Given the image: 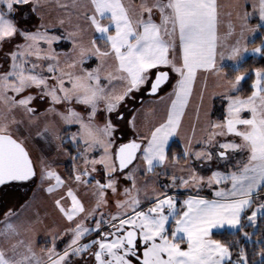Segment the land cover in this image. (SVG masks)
Here are the masks:
<instances>
[{"label": "snow or ice", "instance_id": "6c2138e0", "mask_svg": "<svg viewBox=\"0 0 264 264\" xmlns=\"http://www.w3.org/2000/svg\"><path fill=\"white\" fill-rule=\"evenodd\" d=\"M53 4L62 15L48 21L41 15L34 30L19 26L17 13L28 23L30 16ZM221 17L219 0H139L138 6L133 0H0V50L17 37L22 41L7 54L9 70L0 73V186L38 181L40 187L48 185L44 190L50 195L59 190L54 205L66 222L50 234V247L37 252L36 241L25 238L35 230V222L9 209L0 218V264H87L89 257L94 264H264V246L253 253L258 260L243 248L234 259L232 244L212 239L213 230L228 228L248 241L253 234L244 229H257L258 221L264 222V69L256 70L247 96L234 94L247 76L229 81L224 72L225 61L239 71L250 52L264 57V40L248 48L249 35L264 30V0H244L235 12L236 22L229 19L223 34ZM253 18L257 23L250 26ZM63 42L70 47L58 51L54 45ZM169 72L179 79L168 96L166 118L147 136L117 144L118 121L124 120L120 106L133 93L155 96ZM201 72L227 82V107L223 119H209L204 139L195 141L200 150L192 146L193 126L182 157L202 164L234 163L230 172L213 171L207 178L190 166L183 170L186 175H171L162 188L225 185L215 191L216 199L189 197L178 207L172 195L148 194L147 188L155 183L152 175H167L156 169L167 166L169 141L179 135ZM32 88L52 105L44 115L53 119L42 128L32 106L36 96L22 95ZM199 100L197 120L203 91ZM73 103L83 105L86 114ZM100 112L105 113L102 124L97 121ZM22 124L29 131L35 127L36 136L46 142L59 141L58 148L66 142L60 134L67 130L63 126H79L67 137L77 148L73 161L82 160L73 169L71 183L44 157L32 158L16 135ZM129 124L135 129L134 117ZM97 151L98 158L91 155ZM237 155L241 158L235 159ZM141 172L148 177L143 187L137 179ZM121 178L131 182L122 192ZM81 190L90 197L87 206ZM109 192L117 198L110 201ZM260 243L264 245V239Z\"/></svg>", "mask_w": 264, "mask_h": 264}, {"label": "rangeland", "instance_id": "374dc122", "mask_svg": "<svg viewBox=\"0 0 264 264\" xmlns=\"http://www.w3.org/2000/svg\"><path fill=\"white\" fill-rule=\"evenodd\" d=\"M133 2L138 6L139 0H133ZM221 5L222 13V25L220 27V33L223 34L227 30V24L229 19L235 21V12L240 9L241 5H244V0H219ZM247 6V5H245ZM249 11L251 7L247 6ZM229 12L233 13V16L230 18L227 14ZM27 15V13H25ZM43 15L44 20L48 21L54 19L57 16L62 15V12L53 4L46 6L41 10L40 13L32 15L29 18L28 23L23 22V18L17 13V20L20 21V27L27 30H34L40 24V16ZM154 19L159 23V15L155 14ZM255 24H250L254 26ZM239 31L238 22H237V32ZM259 32L255 35H249L248 42L252 40ZM98 36V34H97ZM235 39V37H233ZM15 43H22L19 37L13 43L6 44L2 50H0V73L7 72L9 70V60L8 53L13 50ZM98 43L103 44V41L98 40ZM55 47V45H54ZM70 45H68V48ZM67 48V49H68ZM249 50L255 47H248ZM66 48H61L59 45L57 47L58 51H65ZM248 56L252 55L251 52ZM34 59V58H33ZM95 63L90 61L89 64L92 67H95ZM224 67H232L233 62L225 61ZM167 70V69H163ZM225 72V71H224ZM256 72V71H255ZM153 77L156 73V70H152ZM179 79L178 75L173 72H169V80L164 84L157 95L148 96L146 91H141L133 93V98L126 100L121 106L120 111L124 114V120L118 121L119 128L115 133L116 143H122L129 138L139 139L142 136H147L150 133V130L154 126H158L166 118V112L170 106L168 96L173 91L174 85ZM233 79H228L229 81H234ZM256 79V77H255ZM255 79L253 83L255 82ZM252 83V84H253ZM68 86V85H66ZM242 84L240 85L241 90ZM38 89L32 88L28 92L23 93L22 95H28L31 93L36 96V99L32 101V106L36 108V116L38 117V125L42 128L44 123L53 119V116L49 114L47 117L44 115L45 110L48 109L51 105L49 98L41 99L37 94ZM203 91V106L199 111V120H197V106L200 103L199 94ZM228 91L227 82L220 80L217 76L211 73L201 72L198 74L197 80L193 84V94L190 97V103L185 108V115L183 117L182 128L179 132V135L174 136L169 141L170 144L175 142L181 148V155L175 153L173 157H180L178 161L170 159L167 162L166 168L157 167V173L167 172V175L160 174L158 176L152 175L151 179L155 181L154 185H149L147 188L148 194L167 192L169 195L175 197L178 201V207L182 202L189 197H199L212 200L216 199L215 191L221 187H224V184L221 185H212L208 186L206 183L202 186H190V187H171V188H162L161 185L170 183L169 177L171 175L182 176L186 175L183 171L186 168L195 169V171L207 178L212 174L213 171H220L221 173H227L232 170V163L225 164L223 162L213 161L210 164H202L200 161H195L194 159L185 160L182 157V153L187 146V140L192 135L193 126H195V139L193 140V148L195 150H200L202 145L196 144V140H203L206 133L205 128L208 124L209 119L212 121L222 120L225 115V110L227 107L226 101L224 99V94ZM235 95H240L241 92L234 93ZM74 109L82 114H86L87 109L83 105H78L73 103ZM59 111H64V105L55 106ZM206 113L210 115H206ZM247 117L248 113H243ZM105 113L100 112L97 114V121L101 124L103 123ZM135 118V129L129 124V121ZM17 118H21V114H17ZM112 119L115 121L116 117L113 115ZM57 123L59 121L57 120ZM78 125L63 126L67 130H60L61 136L65 138V143L62 148H58L59 141L51 139L50 142H46L43 139H40L36 136V128L32 127L29 131V127L25 125H20L19 132L16 133L17 137L23 140L25 147L30 152L34 160L44 157L51 164L53 170H55L63 179L72 182L73 169L82 164V160L73 161L72 157L77 155V148L67 142V137L71 135L72 132L78 130ZM223 139V138H220ZM239 142V141H237ZM82 146V145H81ZM99 151L92 153V156L96 158L99 157ZM239 155L235 156V159H240ZM136 163V162H134ZM131 167V166H130ZM96 179H101L100 174H94ZM138 182L141 187L145 184L148 179L143 172H141L138 177ZM54 183V181H53ZM94 184V181H93ZM22 186H29L28 189L24 191L21 190H11L10 185L6 186L0 193V218H3L4 214L12 209L18 211L21 215V219L30 220L35 222V230L26 234L25 238H31L36 241V251L40 252L46 247H50V244L47 243L50 234L54 233L57 228L65 227V220L62 218L61 214L58 212L54 205V200L59 198L60 191L54 195L48 194L44 189L48 186L45 184L43 187L38 186V181H29L26 184H21ZM230 186V184H229ZM92 185H89L91 189ZM120 190L122 192L124 187H131V182L123 180L120 181ZM144 191L140 192V197L143 198ZM264 195V194H262ZM80 196L83 199V202L87 206L90 201V197L85 196L83 190L80 192ZM110 201L115 200L116 194L111 192L108 193ZM121 198H123L121 196ZM111 211L115 213L116 209L114 204L111 207ZM51 230V231H50ZM7 247V245H3ZM59 248H63V242H60ZM241 248L237 249L239 252ZM233 254L235 259L236 253ZM87 264H93L92 258H88Z\"/></svg>", "mask_w": 264, "mask_h": 264}, {"label": "trees", "instance_id": "16d2710c", "mask_svg": "<svg viewBox=\"0 0 264 264\" xmlns=\"http://www.w3.org/2000/svg\"><path fill=\"white\" fill-rule=\"evenodd\" d=\"M257 20L255 18L252 19L250 24H256ZM262 40H264V30H261L252 40L248 42V47H258L260 46ZM68 43L63 42L60 44L61 48H68ZM59 46V45H58ZM55 45V47H58ZM259 69H264V57L255 55V56H248L243 61H241V66L239 71L234 70L232 67H224V71L227 73L228 79H233L236 75H246L247 79L242 82L241 87V94L243 96H247L251 94L252 88L251 85L255 79V71ZM175 153L181 155V148L180 146L173 142L170 144L168 150V156L170 161L173 160V155ZM11 184H18L20 183H11ZM244 231L252 233L251 240H244L243 234L237 231L230 232L227 230H221L217 232H213L212 239L219 240L223 243L232 244V252L233 254L237 252L238 248H243L247 251L250 258L258 260V256H253L254 252H257L260 247L264 246L260 243L262 239H264V222L258 221V228L253 229L252 227H246ZM239 243H236V242Z\"/></svg>", "mask_w": 264, "mask_h": 264}, {"label": "flooded vegetation", "instance_id": "af4514ba", "mask_svg": "<svg viewBox=\"0 0 264 264\" xmlns=\"http://www.w3.org/2000/svg\"><path fill=\"white\" fill-rule=\"evenodd\" d=\"M27 183V182H26ZM26 183H20V185H18V184H7V185H5V186H3L2 188H1V190H0V193H1V191L6 187V186H8V185H10L9 186V188L11 189V190H21V191H24L25 189H28L29 188V186L27 187V186H22L21 184H26ZM93 264H94V260H93Z\"/></svg>", "mask_w": 264, "mask_h": 264}, {"label": "water", "instance_id": "95a60500", "mask_svg": "<svg viewBox=\"0 0 264 264\" xmlns=\"http://www.w3.org/2000/svg\"><path fill=\"white\" fill-rule=\"evenodd\" d=\"M156 74V73H155ZM154 77H155V75H154ZM154 77H153V79H154ZM166 84V83H165ZM146 94L148 95V96H151V95H149L147 92H146ZM158 94V93H157ZM156 94V95H157ZM130 140H133V138H129L128 140H126V141H124V142H122V143H126V142H128V141H130ZM120 144V143H119ZM27 149V148H26ZM135 162V161H134ZM13 183H19V182H13ZM7 185V184H6ZM3 186H5V185H3ZM3 186H0V190H1V188L3 187Z\"/></svg>", "mask_w": 264, "mask_h": 264}, {"label": "crops", "instance_id": "0c3cea01", "mask_svg": "<svg viewBox=\"0 0 264 264\" xmlns=\"http://www.w3.org/2000/svg\"><path fill=\"white\" fill-rule=\"evenodd\" d=\"M247 7V6H246ZM249 11V9H248ZM209 199V198H208ZM221 230H227V231H230V232H234L236 231L235 229H228V228H224V229H219V230H213V232H217V231H221Z\"/></svg>", "mask_w": 264, "mask_h": 264}]
</instances>
